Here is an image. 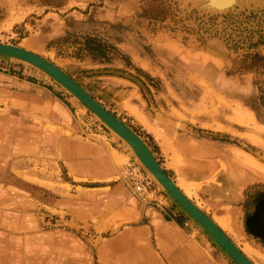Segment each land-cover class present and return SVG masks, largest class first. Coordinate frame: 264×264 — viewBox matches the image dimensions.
<instances>
[{"label": "rangeland", "instance_id": "rangeland-1", "mask_svg": "<svg viewBox=\"0 0 264 264\" xmlns=\"http://www.w3.org/2000/svg\"><path fill=\"white\" fill-rule=\"evenodd\" d=\"M0 43L65 71L144 139L172 179L176 153L165 144L173 136L212 166L210 176L234 179L232 161L254 169L234 216L213 220L253 264H264V217L255 233L243 226L264 198V72L244 70L247 56L264 57V0H0ZM66 141L111 144L123 156L117 180L139 209L191 226L209 264H234L99 119L44 73L3 58L0 264H116L121 253L110 244L127 240L149 264H168L149 230L137 227L145 219L128 221L107 186L74 174ZM129 167L150 184L146 191L136 190ZM173 180L210 216L194 192L206 179Z\"/></svg>", "mask_w": 264, "mask_h": 264}, {"label": "crops", "instance_id": "crops-1", "mask_svg": "<svg viewBox=\"0 0 264 264\" xmlns=\"http://www.w3.org/2000/svg\"><path fill=\"white\" fill-rule=\"evenodd\" d=\"M171 140H173L171 144L166 143L165 145H172L174 152L177 154L172 157L176 162L174 163L171 159V163H169V169L176 170L173 179L178 180L180 178L186 180L187 178H191L194 181L186 183L198 186L199 179H206V182L201 184L202 187L194 191L198 201L202 202V206L207 208L212 219H227V215L233 217L234 210L244 202V196L240 190L248 181L252 182V180H256V171L244 167L239 162L233 163L232 161L230 166L232 168L231 174L235 175L234 179L232 177L230 180L227 177L218 178L221 175L210 176L212 168L210 164V166H207L208 163L204 164L192 159L189 151L184 152V141L182 139L173 136ZM62 149L67 160L66 164L73 170L74 174L80 176L82 179H86V181H98L102 184L101 186H107L106 188L109 192H112L116 197L118 205H120L118 208L122 207L120 212L124 213L128 221L146 220L143 226L137 227L149 230V238L151 237L156 240L168 264H209L200 251V247L207 248L208 246L198 239V233H195L191 226H188L190 227L189 230L182 226V224L167 221L157 211H152L151 209L143 211L139 209L140 205L137 199L131 196L126 184L123 181L119 182L117 180L118 167L123 156L111 144L66 141L63 143ZM236 152H234L235 155L238 154ZM179 155L182 158V162ZM178 165L180 166L176 167ZM219 165L224 168L223 165L225 166V163H219V160H215L214 167H220ZM182 180L181 182H184ZM213 180L218 181V183H212ZM227 180L231 183H226ZM193 203L196 202L193 200ZM116 213L118 212H114L113 215ZM262 217H264V198L257 200L254 205V211L245 216V224L243 222L244 228L255 233V228H260L256 226V221ZM259 230L263 231L264 227L262 226ZM110 245L115 246V253H121V255L119 254L122 258L121 260L118 256H112L116 264H149L150 262L148 259L140 257L138 251L136 253L133 241L128 242L127 240V243L116 241ZM110 254L113 255L114 253L110 252Z\"/></svg>", "mask_w": 264, "mask_h": 264}, {"label": "water", "instance_id": "water-1", "mask_svg": "<svg viewBox=\"0 0 264 264\" xmlns=\"http://www.w3.org/2000/svg\"><path fill=\"white\" fill-rule=\"evenodd\" d=\"M0 58L25 63L47 75L65 89L110 131L123 140L143 167L153 175L175 203L199 225L225 252L234 264H253L247 256L222 232L214 221L193 204L165 172L144 139L129 125L102 106L70 75L52 62L23 48L0 43Z\"/></svg>", "mask_w": 264, "mask_h": 264}, {"label": "trees", "instance_id": "trees-1", "mask_svg": "<svg viewBox=\"0 0 264 264\" xmlns=\"http://www.w3.org/2000/svg\"><path fill=\"white\" fill-rule=\"evenodd\" d=\"M248 62H251L250 65H247ZM244 70L247 71H263L264 72V57H261L259 55H255V56H247L244 60ZM261 107L264 111V96L261 98ZM259 118H261V116L258 114ZM264 122V121H263Z\"/></svg>", "mask_w": 264, "mask_h": 264}, {"label": "built area", "instance_id": "built-area-1", "mask_svg": "<svg viewBox=\"0 0 264 264\" xmlns=\"http://www.w3.org/2000/svg\"><path fill=\"white\" fill-rule=\"evenodd\" d=\"M127 173H129L130 180L133 182V184H135L137 191L142 192L147 190V187L150 184L147 182V180L142 178L141 172L139 170L129 167Z\"/></svg>", "mask_w": 264, "mask_h": 264}, {"label": "bare ground", "instance_id": "bare-ground-1", "mask_svg": "<svg viewBox=\"0 0 264 264\" xmlns=\"http://www.w3.org/2000/svg\"><path fill=\"white\" fill-rule=\"evenodd\" d=\"M221 2V1H220ZM114 134V133H113ZM114 135H116V134H114ZM117 136V135H116ZM118 137V136H117ZM119 138V137H118ZM120 139V138H119ZM121 140V139H120ZM121 141H123V140H121ZM124 142V141H123ZM125 143V142H124ZM126 144V143H125ZM127 145V144H126ZM128 146V145H127ZM129 147V146H128ZM130 148V147H129ZM152 150V149H151ZM132 151V150H131ZM155 155V154H154ZM156 157V156H155ZM157 159V158H156ZM138 160V159H137ZM139 161V160H138ZM142 165V164H141ZM143 166V165H142ZM162 166V165H161ZM145 169V168H144ZM164 169V168H163ZM146 170V169H145ZM147 171V170H146ZM148 172V171H147ZM166 172V171H165ZM149 173V172H148ZM167 173V172H166ZM150 174V173H149ZM151 175V174H150ZM152 176V178L160 185V183L156 180V178L153 176V175H151ZM178 186V188L183 192V194L191 201V197H190V195H189V193L187 192V191H184L183 189H182V186L181 185H177ZM160 187L164 190V188L160 185ZM171 198V197H170ZM172 199V198H171ZM173 200V199H172ZM174 201V200H173ZM175 202V201H174ZM192 202V201H191ZM193 203V202H192ZM194 204V203H193ZM196 205V204H195ZM197 206V205H196ZM198 207V206H197ZM180 208V207H179ZM199 208V207H198ZM181 209V208H180ZM201 209V208H200ZM182 210V209H181ZM202 210V209H201ZM203 211V210H202ZM205 212V211H204ZM206 213V212H205ZM207 214V213H206ZM208 215V214H207ZM209 216V215H208ZM210 217V216H209ZM211 218V217H210ZM212 219V218H211ZM213 220V219H212ZM214 221V220H213ZM262 223H264L263 222V219H262V221H261ZM214 223L221 229V230H223V228L221 227V225L217 222V221H214ZM223 232V231H222ZM224 233V232H223ZM225 234V233H224ZM226 235V234H225ZM227 236V235H226ZM228 237V236H227ZM210 238H211V236H210ZM229 238V237H228ZM212 239V238H211ZM230 239V238H229ZM213 240V239H212ZM231 240V239H230ZM214 241V240H213ZM232 241V240H231ZM233 242V241H232ZM234 243V242H233ZM235 244V243H234ZM238 248V247H237ZM221 249V248H220ZM239 249V248H238ZM222 250V249H221ZM223 251V250H222ZM241 251V250H240ZM224 252V251H223ZM241 252H243V251H241ZM225 253V252H224ZM244 253V252H243ZM245 254V253H244ZM248 259H249V257H247ZM250 260V259H249ZM251 261V260H250ZM252 262V261H251ZM253 263V262H252Z\"/></svg>", "mask_w": 264, "mask_h": 264}]
</instances>
